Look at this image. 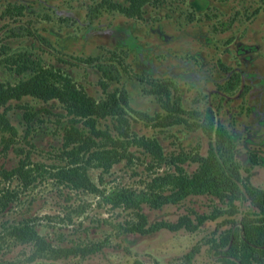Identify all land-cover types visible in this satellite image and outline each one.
<instances>
[{"label": "rangeland", "instance_id": "rangeland-1", "mask_svg": "<svg viewBox=\"0 0 264 264\" xmlns=\"http://www.w3.org/2000/svg\"><path fill=\"white\" fill-rule=\"evenodd\" d=\"M13 4L21 6L20 12L4 11ZM0 43L67 72L95 98L104 96L103 90H123L132 132L156 138L165 155L206 152L209 139L180 118L199 120L201 115L191 111L210 108L214 122L225 126L234 141L241 174L264 188V0H148L139 16L106 0H0ZM101 68L110 71L104 75ZM0 74L13 77L4 68ZM151 78L171 82V97L181 111L164 109L147 91ZM24 110L32 113L30 119L23 117ZM0 112L15 129L14 134L0 129V169L26 155V166L36 162L47 170L26 185L0 173V189L17 192V199L0 210V230L31 216L52 245L91 248L84 255L27 259L30 244H1L0 264H225L211 239L251 209L248 201L235 200V212L208 194L158 207L142 202L140 225L134 208L114 205L108 195L119 187L141 190L165 165L149 166L150 154L129 146L132 158L106 171L89 164L87 173L99 191L71 188L51 174L67 159L60 151L64 109L55 100L24 97ZM111 120L99 119L97 125L112 131ZM183 165L190 171L195 162ZM181 215L192 228L154 227ZM199 216L204 217L197 222Z\"/></svg>", "mask_w": 264, "mask_h": 264}, {"label": "trees", "instance_id": "trees-1", "mask_svg": "<svg viewBox=\"0 0 264 264\" xmlns=\"http://www.w3.org/2000/svg\"><path fill=\"white\" fill-rule=\"evenodd\" d=\"M124 1L125 5H114L110 0H106L108 4L117 6L127 15L135 16H139L141 6L148 0ZM20 7L13 4L5 6L4 11L17 13L20 12ZM115 56L116 54L112 57ZM2 68L13 77L4 78L0 74V107L8 105L10 101L16 102L29 97L42 101L55 100L64 109L63 116L66 117L67 125L61 127L60 151L67 159L64 158L65 162L62 164H55L51 173L55 179L62 181L63 185L99 191L87 173L89 164L92 163V166L106 171L112 163L123 158H132L133 153L129 146L141 148L143 152L150 154L149 166L165 165V168L150 176L145 187L137 192L124 187L115 189L108 195L114 205L122 204L124 207L134 208L141 225L144 223V214L139 212L142 202L158 207L168 202H179L191 194H208L225 201L230 211L235 212V200L248 201L251 209H246L236 223L233 222L220 232L217 238H212L210 245L220 254L219 257L225 264H264V188L253 185L247 175L241 174L234 141L225 126L216 118L214 122L210 108H206L201 114L196 110L191 111L194 115H201L199 120L189 122L186 118H180L189 128L199 127L209 139L206 152H177L165 155L156 138L132 132L125 112L127 98L123 90H103L104 96L95 98L67 72L52 65H44L39 57L31 56L25 51L11 52L0 43V69ZM101 71L106 75L110 69L101 68ZM100 82L103 86L104 81ZM148 85L147 91L155 96L164 109L173 112L182 110L178 101L171 97L174 88L169 80L151 78ZM31 116L29 110L23 111L24 118L30 119ZM106 117L112 118V131L97 125L99 119ZM0 129L11 134L15 131L3 112H0ZM62 154L58 153L60 157H63ZM27 158L26 155L18 158L15 165L9 169H0V173L7 178L18 179L22 185L30 183L35 175L42 177L44 171H47L46 168L36 162H32V166H26ZM187 160L195 162L190 171H186L183 165ZM252 160L254 161L253 158ZM15 199V190L0 189V210L8 208ZM201 217L204 216H199L197 222L202 220ZM35 225L34 217L24 216L3 226L0 230V246L13 242L30 244L32 250L27 259L60 257L76 252L84 255L91 249L86 245L54 246ZM182 225L192 228L185 215L179 216L175 222H159L154 227L177 229ZM135 228L129 226L127 229Z\"/></svg>", "mask_w": 264, "mask_h": 264}]
</instances>
